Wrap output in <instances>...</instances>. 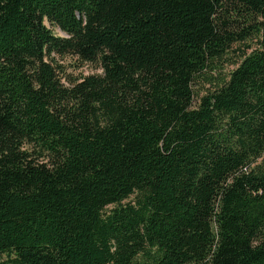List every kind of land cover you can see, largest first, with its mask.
I'll return each instance as SVG.
<instances>
[{"label":"trees","instance_id":"1","mask_svg":"<svg viewBox=\"0 0 264 264\" xmlns=\"http://www.w3.org/2000/svg\"><path fill=\"white\" fill-rule=\"evenodd\" d=\"M0 264H264V0H0Z\"/></svg>","mask_w":264,"mask_h":264},{"label":"rangeland","instance_id":"2","mask_svg":"<svg viewBox=\"0 0 264 264\" xmlns=\"http://www.w3.org/2000/svg\"><path fill=\"white\" fill-rule=\"evenodd\" d=\"M51 30L57 33H61V31L56 27V26H50ZM241 46V45H239ZM232 50L229 51V55L234 53L236 51L235 45ZM60 62L62 64V68L67 72L72 75H77L79 73H90V72H99L100 69L96 67V64L93 61H84L81 62L78 59L74 58L73 56L70 55H64L61 57ZM231 65H228L226 62L224 63V68H229Z\"/></svg>","mask_w":264,"mask_h":264}]
</instances>
